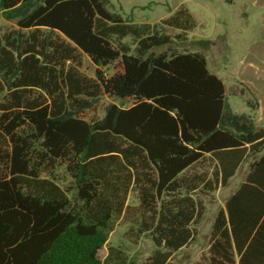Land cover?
<instances>
[{"label": "trees", "instance_id": "1", "mask_svg": "<svg viewBox=\"0 0 264 264\" xmlns=\"http://www.w3.org/2000/svg\"><path fill=\"white\" fill-rule=\"evenodd\" d=\"M108 5L0 0L15 25L0 34V264H130L120 246L99 256L116 225L128 243L150 239L145 264H173L194 239L201 196L245 161L215 214L207 262L264 264V126L228 107L203 54L172 49L197 25L184 4L158 24ZM105 98L101 116H84Z\"/></svg>", "mask_w": 264, "mask_h": 264}, {"label": "rangeland", "instance_id": "2", "mask_svg": "<svg viewBox=\"0 0 264 264\" xmlns=\"http://www.w3.org/2000/svg\"><path fill=\"white\" fill-rule=\"evenodd\" d=\"M226 1L109 0L108 6L124 16L131 14L135 22L158 24L160 19L183 3L197 25L187 33L186 39L175 41L172 49L203 54L209 70L220 77L225 85L228 107L237 113H250L256 125L264 126V0H232L231 5ZM13 27L14 24L0 17V34ZM163 31L171 36L177 32L166 27ZM124 42L134 47L131 38H125ZM163 50H167L165 46L154 49L157 53ZM114 69L115 65L111 64L105 70L111 73ZM82 70L93 76L94 66L86 57L83 58ZM110 101L113 100L103 99L96 111L86 112L84 116H101L104 106ZM247 167L248 161L243 162L227 186L201 196L205 209L194 224V239L173 253V264H208L207 249L215 214L222 207L226 194L242 181L241 176ZM55 178L67 189L71 188L70 179L62 167L55 170ZM129 202H135V199L131 196ZM123 232L124 226L116 225L109 234L107 245L99 251V256H105L109 245L120 246L129 255L130 264H145L154 249L150 239L143 236L137 244H131L122 236Z\"/></svg>", "mask_w": 264, "mask_h": 264}, {"label": "crops", "instance_id": "3", "mask_svg": "<svg viewBox=\"0 0 264 264\" xmlns=\"http://www.w3.org/2000/svg\"><path fill=\"white\" fill-rule=\"evenodd\" d=\"M221 1H222V0H221ZM224 1H226V0H224ZM226 2H227L229 5L233 4V1H232V0H227ZM181 4H183V3H181ZM238 170H239V169H238ZM237 172H238V171H237ZM246 172H247V169L245 170L243 176H241L242 181H243V179H244V177H245ZM235 175H236V174H235ZM235 175H234V176H235ZM234 176H233V177H234ZM233 177H232V178H233ZM232 178H230V180L228 181V184H229V182L231 181ZM242 181H241V182H242ZM241 182H240V183H241ZM240 183H239V184H240ZM228 184H227V185H228ZM239 184H238V185H239ZM227 185H226V186H227ZM238 185H237V186H238ZM223 188H224V187H223ZM235 188H236V187H235ZM235 188H234V189H235ZM234 189H233V190H234ZM233 190H232V191H233ZM232 191H231V192H232ZM231 192H230V193H231ZM230 193H229V194H230ZM229 194H226L225 199L229 196ZM224 201H225V200H224ZM223 204H224V202H223ZM222 206H223V205H222Z\"/></svg>", "mask_w": 264, "mask_h": 264}]
</instances>
